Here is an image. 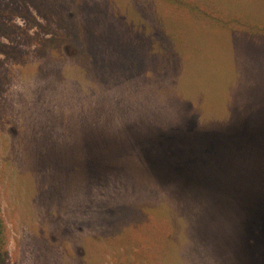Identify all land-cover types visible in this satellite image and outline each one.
I'll return each instance as SVG.
<instances>
[{
  "label": "rangeland",
  "instance_id": "rangeland-1",
  "mask_svg": "<svg viewBox=\"0 0 264 264\" xmlns=\"http://www.w3.org/2000/svg\"><path fill=\"white\" fill-rule=\"evenodd\" d=\"M214 1L264 22V0ZM13 38L0 54L8 264H115L143 228L152 264H264L263 34L201 27L175 63L127 65Z\"/></svg>",
  "mask_w": 264,
  "mask_h": 264
},
{
  "label": "trees",
  "instance_id": "trees-1",
  "mask_svg": "<svg viewBox=\"0 0 264 264\" xmlns=\"http://www.w3.org/2000/svg\"><path fill=\"white\" fill-rule=\"evenodd\" d=\"M18 15L23 18V26L14 21ZM201 27L264 35V22L214 0H0V54L15 47L13 36L18 29L41 43L36 44L37 49H69L79 61L87 56L101 64L109 57L111 64L127 65L131 54H146L153 55L152 62L175 63L187 50L197 49L195 40ZM143 231L149 239L134 233L137 252L130 259L115 256V264H152V230ZM161 231L158 243H163L167 236L166 227ZM8 241L0 201V264H8ZM146 241L150 245H144Z\"/></svg>",
  "mask_w": 264,
  "mask_h": 264
}]
</instances>
